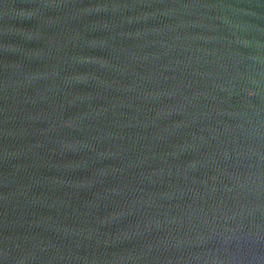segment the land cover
Instances as JSON below:
<instances>
[{
  "label": "water",
  "instance_id": "obj_1",
  "mask_svg": "<svg viewBox=\"0 0 264 264\" xmlns=\"http://www.w3.org/2000/svg\"><path fill=\"white\" fill-rule=\"evenodd\" d=\"M0 264H264V0H0Z\"/></svg>",
  "mask_w": 264,
  "mask_h": 264
}]
</instances>
